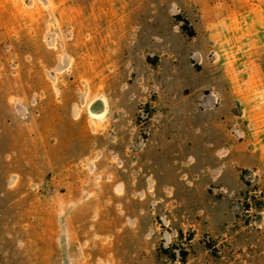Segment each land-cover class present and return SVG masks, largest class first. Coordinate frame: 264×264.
<instances>
[{
  "label": "rangeland",
  "instance_id": "rangeland-1",
  "mask_svg": "<svg viewBox=\"0 0 264 264\" xmlns=\"http://www.w3.org/2000/svg\"><path fill=\"white\" fill-rule=\"evenodd\" d=\"M211 2L0 0V264H264L263 145L199 91Z\"/></svg>",
  "mask_w": 264,
  "mask_h": 264
},
{
  "label": "crops",
  "instance_id": "crops-1",
  "mask_svg": "<svg viewBox=\"0 0 264 264\" xmlns=\"http://www.w3.org/2000/svg\"><path fill=\"white\" fill-rule=\"evenodd\" d=\"M200 16L204 35L193 58L211 81L199 89L209 93L204 108L228 112L264 153V0H213Z\"/></svg>",
  "mask_w": 264,
  "mask_h": 264
},
{
  "label": "bare ground",
  "instance_id": "bare-ground-1",
  "mask_svg": "<svg viewBox=\"0 0 264 264\" xmlns=\"http://www.w3.org/2000/svg\"><path fill=\"white\" fill-rule=\"evenodd\" d=\"M47 94H49V92H44L43 94H42V99H40V103H45V101H46V99H47V97H48V95ZM118 165H120V166H122V163H117ZM147 184H150V180H147V182H146Z\"/></svg>",
  "mask_w": 264,
  "mask_h": 264
}]
</instances>
